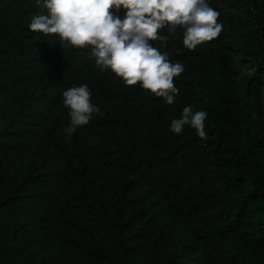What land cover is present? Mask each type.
<instances>
[{
	"label": "trees",
	"instance_id": "16d2710c",
	"mask_svg": "<svg viewBox=\"0 0 264 264\" xmlns=\"http://www.w3.org/2000/svg\"><path fill=\"white\" fill-rule=\"evenodd\" d=\"M209 3L216 39L149 41L185 66L168 105L30 31L36 0H0V264H264V127L246 108L264 96V0ZM81 84L100 113L66 139ZM187 105L207 139L170 131Z\"/></svg>",
	"mask_w": 264,
	"mask_h": 264
},
{
	"label": "clouds",
	"instance_id": "9594fccd",
	"mask_svg": "<svg viewBox=\"0 0 264 264\" xmlns=\"http://www.w3.org/2000/svg\"><path fill=\"white\" fill-rule=\"evenodd\" d=\"M36 6L47 14L34 15L30 31L58 37L62 47L86 50L101 71L111 70L127 86L139 83L168 105L174 104L179 94L173 81L185 66L173 63L167 52L149 41H160L167 47L170 36L179 30L183 47L191 51L216 39L223 27L218 23L220 13L209 0H36ZM121 10H125L123 18ZM63 97L70 118L63 131L66 139H71L100 108L91 103L86 84L69 88ZM207 115L187 105L180 118L171 121L170 131L179 135L190 125L201 139H207Z\"/></svg>",
	"mask_w": 264,
	"mask_h": 264
},
{
	"label": "rangeland",
	"instance_id": "374dc122",
	"mask_svg": "<svg viewBox=\"0 0 264 264\" xmlns=\"http://www.w3.org/2000/svg\"><path fill=\"white\" fill-rule=\"evenodd\" d=\"M246 108L248 114L251 116L253 121H256V115L258 119L260 120L262 126L264 127V96H261L258 100L257 104L251 103V101H248L246 103ZM257 110H260V114H258Z\"/></svg>",
	"mask_w": 264,
	"mask_h": 264
}]
</instances>
